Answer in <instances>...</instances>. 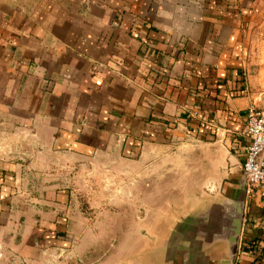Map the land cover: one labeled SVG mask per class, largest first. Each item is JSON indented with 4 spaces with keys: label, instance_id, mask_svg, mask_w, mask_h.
Here are the masks:
<instances>
[{
    "label": "crops",
    "instance_id": "obj_1",
    "mask_svg": "<svg viewBox=\"0 0 264 264\" xmlns=\"http://www.w3.org/2000/svg\"><path fill=\"white\" fill-rule=\"evenodd\" d=\"M263 20L264 0H0V264H264V191L243 176L247 110H264L246 79ZM183 153L222 175L213 195L185 180L182 214L146 211L137 230L132 183L131 229L80 216L70 230L82 213L61 157L114 173L160 156L167 173Z\"/></svg>",
    "mask_w": 264,
    "mask_h": 264
},
{
    "label": "rangeland",
    "instance_id": "obj_2",
    "mask_svg": "<svg viewBox=\"0 0 264 264\" xmlns=\"http://www.w3.org/2000/svg\"><path fill=\"white\" fill-rule=\"evenodd\" d=\"M264 21V20H263ZM250 35L249 54L247 59V83L251 92L258 96V104H264V22L252 30ZM183 153L180 157L181 162L176 160L171 161L173 166L177 165L180 172H160V167L166 164L165 159L157 156L154 157L151 162L148 159L140 158L135 162L124 161L120 163L119 172H110L102 168L103 162H79L76 159L61 157L59 159L63 166L67 169L61 170L59 174L62 178L68 177L72 180L73 186L77 191V208L79 210L75 219L71 220L70 230L76 232L80 228V216L82 223L88 229H95L104 225H115L114 228L120 230V234H123L127 229L132 228V222L126 219V212L128 209V203L126 198L128 192L131 191L128 185L135 183L136 188V229H142L146 220V211L152 212L151 221L149 223H158L162 217H174L181 215L182 211L180 208L183 206L174 204L179 201L186 193L188 188L184 189L185 180L194 182H205L210 183L211 186L207 188L199 189L201 196H211L212 190H216L218 187L217 183H221L222 175L217 171L214 172L213 176H207V157L203 156L200 158H191V154ZM162 159V160H161ZM194 160V161H193ZM152 164L151 172L146 171L144 165ZM192 165L193 172L185 170L182 165ZM129 165H140L135 170L130 168ZM181 165V166H180ZM97 166V172L87 171L90 168ZM182 182L179 190L175 188H161V181L168 183L172 181ZM220 181V182H219ZM146 182V183H145ZM217 182V183H216ZM152 188L150 187V184ZM194 194L197 190H192ZM213 191V192H214ZM217 191V190H216ZM217 193V192H216ZM219 193V189H218ZM119 199L116 203L111 204L109 201L111 196ZM168 204L167 206L164 204ZM146 203V204H145ZM114 213V216H120L119 220H111V217H107L108 214ZM87 220V221H84ZM107 224V225H106ZM78 244V238H77Z\"/></svg>",
    "mask_w": 264,
    "mask_h": 264
},
{
    "label": "built area",
    "instance_id": "obj_3",
    "mask_svg": "<svg viewBox=\"0 0 264 264\" xmlns=\"http://www.w3.org/2000/svg\"><path fill=\"white\" fill-rule=\"evenodd\" d=\"M246 136L249 145L245 152L243 176L248 192L264 191V110L254 106L247 110Z\"/></svg>",
    "mask_w": 264,
    "mask_h": 264
},
{
    "label": "water",
    "instance_id": "obj_4",
    "mask_svg": "<svg viewBox=\"0 0 264 264\" xmlns=\"http://www.w3.org/2000/svg\"><path fill=\"white\" fill-rule=\"evenodd\" d=\"M236 230H237V228H236ZM239 231V230H238Z\"/></svg>",
    "mask_w": 264,
    "mask_h": 264
}]
</instances>
